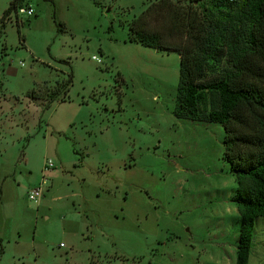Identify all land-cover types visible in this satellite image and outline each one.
<instances>
[{
	"label": "rangeland",
	"instance_id": "obj_1",
	"mask_svg": "<svg viewBox=\"0 0 264 264\" xmlns=\"http://www.w3.org/2000/svg\"><path fill=\"white\" fill-rule=\"evenodd\" d=\"M11 1L0 0V17ZM152 1L19 0L8 16L0 264H236L225 128L175 116L178 52L129 42ZM29 6L34 15L18 13ZM255 229L249 264H264V215Z\"/></svg>",
	"mask_w": 264,
	"mask_h": 264
},
{
	"label": "trees",
	"instance_id": "obj_2",
	"mask_svg": "<svg viewBox=\"0 0 264 264\" xmlns=\"http://www.w3.org/2000/svg\"><path fill=\"white\" fill-rule=\"evenodd\" d=\"M18 1L12 0L0 17V35ZM189 1L188 6L152 1L134 19L129 42L180 54L178 119L224 126V156L238 184L236 264H249L256 221L264 215V0H211L212 7L227 6V11L214 10L204 0ZM73 78L71 72L61 82L65 94Z\"/></svg>",
	"mask_w": 264,
	"mask_h": 264
},
{
	"label": "built area",
	"instance_id": "obj_3",
	"mask_svg": "<svg viewBox=\"0 0 264 264\" xmlns=\"http://www.w3.org/2000/svg\"><path fill=\"white\" fill-rule=\"evenodd\" d=\"M18 13L19 14H26L28 16H32L35 14V10L33 7L29 6V7H20L18 9ZM94 58H97L96 56H94ZM48 164V165H47ZM54 166V163L49 160L48 162H46V169L48 167H53ZM46 177L43 176V182L40 183V185L38 187H35L33 188L31 191H30V194H29V198L31 200H37L38 197L42 196V193H43V185L46 184Z\"/></svg>",
	"mask_w": 264,
	"mask_h": 264
}]
</instances>
